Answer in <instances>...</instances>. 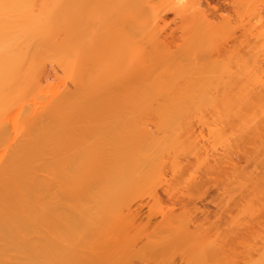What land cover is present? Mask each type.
<instances>
[{
    "label": "bare ground",
    "instance_id": "6f19581e",
    "mask_svg": "<svg viewBox=\"0 0 264 264\" xmlns=\"http://www.w3.org/2000/svg\"><path fill=\"white\" fill-rule=\"evenodd\" d=\"M135 1L0 0V264H134L138 212L132 217L126 202L161 144L146 128L134 132L133 117L157 107L169 128V118L180 116L185 99L169 98L168 83L184 89L177 93L183 98L203 100L206 92L191 91L207 88L201 86L213 78L224 100L231 89L248 86L246 63L264 72L258 54L264 31L250 19L239 17L235 25L222 15L227 9L235 15L249 9L248 0H216L211 6L219 21L208 60V53L191 59L186 49L171 50L170 41L156 42L161 56L133 57L130 44L125 52L122 34L133 24L126 11ZM201 4L169 0L176 13L191 10V22L211 31ZM44 61L62 67L74 81L72 92L49 84L48 91L58 92L47 96L50 91L39 79ZM260 77L253 83L263 87ZM41 94L44 98L36 99ZM242 161L249 164L245 156ZM239 164L228 158L212 168L223 174L230 167L239 174L246 167ZM201 175L185 193L163 189L167 217L186 219L181 243L193 242L209 219L210 211L196 205L208 190ZM220 180L215 177L213 186ZM154 199L165 201L156 194ZM122 207L126 215L120 214ZM215 216L219 219L212 223L221 222L222 215ZM117 224H125L124 236L112 245ZM252 264H264V258Z\"/></svg>",
    "mask_w": 264,
    "mask_h": 264
},
{
    "label": "rangeland",
    "instance_id": "374dc122",
    "mask_svg": "<svg viewBox=\"0 0 264 264\" xmlns=\"http://www.w3.org/2000/svg\"><path fill=\"white\" fill-rule=\"evenodd\" d=\"M137 1L126 11L133 24L132 29H126L122 34L125 52L131 46L129 50L133 57L161 56L156 42L170 41L171 50L186 49L191 59L204 53H208L205 60L211 58L217 43L214 29L219 21L218 13L211 8L216 0H207L209 4L200 0L201 9L208 14L211 31L191 22V10L186 11L185 15L176 13L169 5V0ZM248 5L249 9H240L237 15L230 9L222 15L233 19L235 25L241 23L239 17L246 23L250 19L252 26L263 32L264 0H248ZM259 45L261 51L258 54L264 69V37H260ZM244 67L249 76L248 86L244 88L240 83L244 88L241 92L231 89L229 99L226 96L222 100L213 78L205 80L207 83L201 86L208 85L207 88L191 91L206 92L207 97L203 100L183 98L177 93L181 94L184 89H174L168 83L169 98L185 99L180 116L169 118V128L166 118L159 114L157 107L150 109L147 115L133 117L134 132L146 128L161 144L159 151H153V159L143 166L139 183L126 202L132 217L133 212H138L135 223L139 229L135 233L139 240L135 249L139 251L133 253L134 264H252L263 260L264 176L261 172L264 166L263 169L260 167L261 162H264V86L254 84L260 75L257 80L264 82V72L254 70L251 63H246ZM39 79L42 88H47L46 93L50 91L47 96L58 92L57 89L65 94L74 90V81L54 61L42 63ZM254 79L256 82L253 83ZM49 84L57 85L54 86L57 89L52 86L54 91H48ZM38 98L41 100L44 96L38 95ZM170 105L167 104V107ZM114 128L120 129V126L117 124ZM244 156L249 158V164L242 161ZM140 158L145 162V156ZM228 158L239 161L241 167L246 166L245 169L233 174L230 167H225L223 174L216 173L212 166ZM197 174L204 175V185L208 190L204 197L196 201V205L210 211L207 215L210 221L208 219L201 231L193 235V242L181 243L182 226L186 219L184 216L172 220L167 217V199L163 189L185 193L189 182ZM215 177H221V180L213 186ZM155 194L165 201L158 203L154 199ZM260 201H263L262 210L258 212ZM126 213L125 207H122L120 214ZM214 213H217V217L222 215L221 222L212 223V220L219 219L215 218ZM148 218L150 222L147 224ZM118 225L114 226L112 245L124 236V226ZM127 225L126 230L130 224ZM147 240L155 244L147 246ZM143 244L146 245L141 248ZM121 245L129 249L126 244Z\"/></svg>",
    "mask_w": 264,
    "mask_h": 264
}]
</instances>
